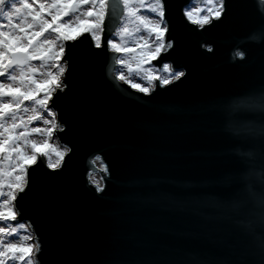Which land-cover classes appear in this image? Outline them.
<instances>
[{"label": "water", "instance_id": "95a60500", "mask_svg": "<svg viewBox=\"0 0 264 264\" xmlns=\"http://www.w3.org/2000/svg\"><path fill=\"white\" fill-rule=\"evenodd\" d=\"M192 2L166 0L174 47L153 63L185 77L151 97L110 79L117 65L103 46L92 48L86 36L66 43L67 88L53 99L65 124L55 136L71 152L57 171L38 158L16 201L18 220L41 241L42 264H261L252 239L261 232L264 106L253 97L264 90V0H226V12L203 28L183 18ZM217 100L240 105L252 130L246 140L206 110ZM249 167L255 174L244 179ZM92 172L102 174L101 194ZM241 189L256 198L237 209L158 199Z\"/></svg>", "mask_w": 264, "mask_h": 264}, {"label": "snow or ice", "instance_id": "6c2138e0", "mask_svg": "<svg viewBox=\"0 0 264 264\" xmlns=\"http://www.w3.org/2000/svg\"><path fill=\"white\" fill-rule=\"evenodd\" d=\"M203 2L205 7L182 12L187 22L201 28L226 12V0ZM169 30L166 0H0V264H42L41 241L30 223L18 220L16 201L26 193L29 169L38 158L41 166L57 171L71 152L67 144L50 143L55 133L65 130L53 97L59 99L67 88L66 43L86 36L92 48L103 46L120 66L110 79L151 97L157 88L165 89L185 77L183 70L169 63H162L164 75L153 69L152 61L174 47L166 37ZM260 36L264 39V28ZM237 55L244 57L243 52ZM253 99L264 106V90ZM204 107L220 118L231 137L244 141L252 134L238 114L240 105L217 100ZM254 174L249 167L244 179ZM89 183L97 194L103 193L99 182ZM245 197L256 198L241 189L228 197L202 194L173 200L161 195L158 199L170 207L211 204L237 209ZM259 218L261 232L253 235L252 243L264 264V188L259 194Z\"/></svg>", "mask_w": 264, "mask_h": 264}, {"label": "rangeland", "instance_id": "374dc122", "mask_svg": "<svg viewBox=\"0 0 264 264\" xmlns=\"http://www.w3.org/2000/svg\"><path fill=\"white\" fill-rule=\"evenodd\" d=\"M193 7H205V4L204 2H199L198 0H193V2L187 7V8H193ZM154 61V60H153ZM152 61V66H153V69L154 71L157 73V74H160V75H164V71H163V67L162 68H158ZM120 66L117 65L116 67V72L119 70ZM125 73H126V69H124ZM133 79L138 82V83H143V81L139 78V77H133ZM50 143L53 144V146H57V145H61L59 140L57 139V137L55 136L54 134V138L52 141H50ZM54 159V157H53ZM104 171V170H103ZM96 172L92 173L91 176H93ZM23 234V233H22Z\"/></svg>", "mask_w": 264, "mask_h": 264}, {"label": "bare ground", "instance_id": "6f19581e", "mask_svg": "<svg viewBox=\"0 0 264 264\" xmlns=\"http://www.w3.org/2000/svg\"><path fill=\"white\" fill-rule=\"evenodd\" d=\"M97 169H98L100 172H102V171L104 170V167H103V165L97 163ZM100 172H96L93 176H91V174L94 173V172H92V173L90 174L89 178H90V180L97 181V182H99L101 185H103V177H102V174H101ZM30 230H31V229H30Z\"/></svg>", "mask_w": 264, "mask_h": 264}]
</instances>
